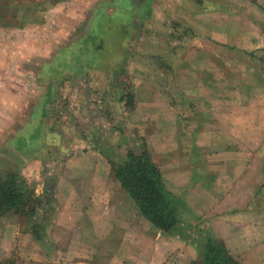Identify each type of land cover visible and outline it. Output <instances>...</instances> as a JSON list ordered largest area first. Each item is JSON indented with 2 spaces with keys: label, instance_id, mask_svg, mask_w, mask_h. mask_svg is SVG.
I'll list each match as a JSON object with an SVG mask.
<instances>
[{
  "label": "rangeland",
  "instance_id": "1",
  "mask_svg": "<svg viewBox=\"0 0 264 264\" xmlns=\"http://www.w3.org/2000/svg\"><path fill=\"white\" fill-rule=\"evenodd\" d=\"M30 2L0 0V95L17 91L14 99L0 98V170L16 161L19 172L33 185L35 195L49 191L53 178L73 155L100 152L117 162L125 150L136 151L141 146L151 155L144 137L133 135L136 127L131 122L136 119L131 121L125 113L130 110L123 105L121 111L117 105L118 95L128 92L133 96L135 90L140 94L151 88L160 90L164 102L174 108L180 125L185 124L182 135L188 134L197 141L196 145H186L185 150L209 155L205 157L207 162L202 161L210 166L207 175L222 176L224 180V184L207 189L210 205L223 196L232 169L225 157L220 161L223 166L213 169L217 161L212 154L234 151L246 158L251 154L264 155V37L260 47L250 49L245 44L250 51L206 43L187 30L181 16L187 7L211 9L214 4H222L224 10L248 12L251 18L264 23L259 9L251 13L254 10L249 8L255 6L250 0H239L237 8L227 0H148L147 7L139 0L102 2V9L97 5L93 10L97 16L90 20L88 34H74L67 42L73 47L61 49L63 55L58 64L53 68L43 66V73L35 63L38 59L29 55L30 48L42 40L41 27L25 22L21 14L26 6L29 9ZM35 28L37 32L33 31ZM56 67L57 74L52 75ZM184 68L190 80L178 76L177 71L172 74L173 69ZM30 69L39 73L32 74ZM185 87L206 91L190 98L174 91ZM217 115L225 121L216 124ZM231 118L238 122L233 123ZM3 122L14 130L2 138ZM137 130L142 136L143 129ZM233 134L238 144L212 143L216 136L231 141ZM198 142L201 143L197 145ZM263 162L246 159L240 167L253 163L260 167ZM253 195L263 199L264 180ZM230 197L222 204L225 210L234 208V195ZM37 214L38 218L29 219L39 222L45 212L39 210ZM1 216L10 220L24 217L13 212ZM16 225L23 232L27 229L23 221ZM2 240L6 242L5 237ZM17 263L14 253L0 258V264Z\"/></svg>",
  "mask_w": 264,
  "mask_h": 264
},
{
  "label": "crops",
  "instance_id": "2",
  "mask_svg": "<svg viewBox=\"0 0 264 264\" xmlns=\"http://www.w3.org/2000/svg\"><path fill=\"white\" fill-rule=\"evenodd\" d=\"M106 1L115 2L32 0L29 9L25 7L21 13L25 22L39 24V31L43 33L39 45H33L29 52L31 57L38 59L35 63L39 64V72L43 73V66L53 68L58 64L57 60L63 55L60 50L73 47V43H68L74 34H88L89 22L97 16L93 10L96 11L97 5L102 9L100 4ZM227 1L232 7L239 5V0ZM252 1L264 9V0H250L255 7L249 8L254 10L251 13L259 9L258 12L263 15L264 11ZM139 2L147 7L148 0ZM214 5L211 9L185 8L181 16L187 30L197 35L200 41L226 44L244 51H250L245 44H249L250 49L263 45L261 25L264 23L251 18L248 12H239L234 8L224 10L222 4ZM33 31L37 32V28ZM57 69L55 72L51 69L52 75L57 74ZM174 71L178 72V76L183 75L184 80L190 77L185 68L183 71L173 69V75ZM37 72L30 69L32 74ZM54 78L58 79L57 76ZM174 91L190 98L192 95L202 96L206 90L197 92L192 87H185ZM16 94L17 91H12V94L0 95V98L9 101L7 98L14 99ZM163 96L160 90L154 88L142 94L135 90L133 107L125 113L131 121L136 119L131 122L136 127L132 130L133 135L135 133L139 139L144 137L166 187L182 199L187 209L188 213H184L187 215L182 218L181 214L179 221V225L185 228L182 236L169 235L146 221L115 181L107 155L85 151L67 158L53 178V201L46 206L45 215L39 218V222H33L28 217L10 220L0 216V258L14 253L19 264H191L200 261L207 232L222 242L240 264H264V197L255 198L253 195L264 180V162L260 167L254 163L246 168L240 167L244 166L241 162L246 159L264 161V155L251 154L246 158L234 151L212 154L211 157L217 161L213 169L223 166L220 161L224 157L230 160L232 169L231 175L227 176L223 196L218 202L211 201L210 205L207 189L221 182L224 184V180L222 176L207 175L210 166L202 161L207 162L205 157L209 155L192 154L185 150L186 145H196L197 141L188 134L182 135L181 128L185 124L180 125L174 108L164 102ZM122 102L117 104L121 111ZM216 119V124L225 121L221 115H217ZM231 119L233 123L238 122L236 118ZM10 127L3 122L1 130L4 129L5 134L2 138L14 130ZM139 128L143 129L142 136L137 130ZM235 136L233 134L231 141L216 136L212 143L238 144ZM218 137L220 140H217ZM83 162L86 163L83 167L75 168ZM256 177H259L258 183ZM232 195L233 202L236 201L234 208L225 210L222 204L231 200ZM19 221L27 225L24 232L16 227ZM33 223H38V237L32 233ZM192 224H197L199 230H195ZM2 237H5V243Z\"/></svg>",
  "mask_w": 264,
  "mask_h": 264
},
{
  "label": "trees",
  "instance_id": "3",
  "mask_svg": "<svg viewBox=\"0 0 264 264\" xmlns=\"http://www.w3.org/2000/svg\"><path fill=\"white\" fill-rule=\"evenodd\" d=\"M252 3L264 11L255 1ZM261 30L264 32V24L261 25ZM122 100L125 109L131 110L134 104L132 94L126 92L118 96V101ZM108 162L115 181L146 221L169 235H183L185 228L179 225V221L181 214L188 213L187 209L182 199L166 187L145 146L136 151L127 149L119 161L109 159ZM51 187L52 185L48 192L35 195L33 185L19 172L15 161L10 167L0 170V216L13 212L33 220L38 216L39 210L44 214L46 206L53 201ZM191 226L199 230L197 224ZM31 230L38 237L36 224L31 225ZM191 264H240V261L226 250L222 242L206 232L201 259Z\"/></svg>",
  "mask_w": 264,
  "mask_h": 264
}]
</instances>
